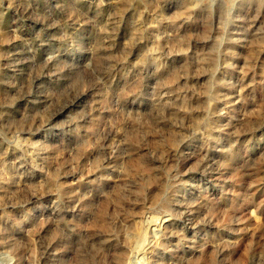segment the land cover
Returning a JSON list of instances; mask_svg holds the SVG:
<instances>
[{"label": "rangeland", "instance_id": "374dc122", "mask_svg": "<svg viewBox=\"0 0 264 264\" xmlns=\"http://www.w3.org/2000/svg\"><path fill=\"white\" fill-rule=\"evenodd\" d=\"M160 1L139 8L148 34L125 49L136 19L112 31L119 0H0V264H264V168L252 164L264 156V12L254 0H202L172 47L182 0ZM209 52L222 86L205 102L206 121L154 122L150 102L164 94L154 60L166 74ZM138 81V97L123 102ZM182 81L164 100L188 101L185 111L211 81ZM255 117L261 124L242 133ZM136 120L153 126L144 133ZM133 129L140 143L130 151ZM139 154L157 181L141 196L145 172L129 169Z\"/></svg>", "mask_w": 264, "mask_h": 264}, {"label": "bare ground", "instance_id": "6f19581e", "mask_svg": "<svg viewBox=\"0 0 264 264\" xmlns=\"http://www.w3.org/2000/svg\"><path fill=\"white\" fill-rule=\"evenodd\" d=\"M118 1V0H117ZM163 2H167L169 0H161ZM160 1V2H161ZM228 2L231 0H227ZM233 1V0H232ZM257 6V9L259 11H263L264 12V0H254ZM78 2V1H77ZM202 0H182V7L180 8V11L175 13L174 16H172V20L170 22V26L174 29L175 33H173V36L169 38L170 40V44L172 45V47H177L178 45L182 46L184 41L186 40V38H188V36H186V33H182V29H180V27H182L183 24H194V21L192 20V15L196 14L198 12H200L201 10V3ZM117 3V2H116ZM149 2L148 0H119V2L115 5L113 13L115 16V19L117 17V21L115 20V22H113L112 25V31L114 32L117 26V30L119 29V22L120 19L123 18L125 15H133L135 17V24H133L132 26L129 27L130 30V34H131V38L128 39L130 40L129 42L126 43L125 49L127 47V49H131L132 47H134L135 44L138 43V39H142L146 36V34H148L145 30L141 29V20H143V12H141L139 10V8L142 6L143 9L144 8H148L149 6ZM79 5V4H78ZM156 5V4H155ZM114 6V5H113ZM111 7V6H110ZM161 8V7H160ZM72 9V8H71ZM99 9V8H98ZM177 9V8H176ZM101 10V8H100ZM102 11V10H101ZM156 11L158 12L159 9ZM145 12V11H144ZM160 12V11H159ZM171 12V11H170ZM145 14V13H144ZM160 15V13H159ZM173 15V14H172ZM158 19V18H157ZM167 20V19H166ZM169 20V21H170ZM117 22V25H116ZM263 22V21H262ZM143 23V22H142ZM165 24V23H164ZM163 24V25H164ZM169 24V22H168ZM263 24V23H262ZM191 26V25H190ZM105 27V26H104ZM170 28V27H169ZM107 29V27H106ZM160 29V28H159ZM101 30V29H99ZM211 28H210V24L207 21L205 23V25L203 26V33L202 35L205 36L210 32ZM225 31V30H224ZM96 32V31H95ZM119 32V31H118ZM187 32V31H186ZM105 30L102 29L99 33V35H103L105 34ZM257 33V32H256ZM169 34V33H168ZM171 35V34H170ZM254 36V35H253ZM258 36V35H257ZM108 37V36H107ZM208 37V36H206ZM158 41H156V45H160L162 42L161 38L156 37ZM245 38V37H244ZM146 39V38H145ZM144 39V40H145ZM257 38L256 35L253 37V40L251 38V43L247 52V63H248V59L251 57V55L253 54V51L255 50V48L257 47ZM98 40V39H97ZM102 41V40H101ZM106 41V40H105ZM155 41V40H154ZM104 42V41H103ZM102 42V43H103ZM107 42V41H106ZM109 42V41H108ZM260 42V41H259ZM98 46L100 44V41L97 42ZM167 43V42H166ZM233 45L236 44V42L232 43ZM259 44V43H258ZM171 45H170V49H171ZM97 46V45H96ZM167 46V45H166ZM105 48V47H104ZM103 49V45L101 46V50ZM156 49V48H155ZM159 49V48H157ZM100 50V51H101ZM256 51V50H255ZM103 52V51H102ZM169 52V51H168ZM255 53V52H254ZM99 54V53H98ZM96 55L95 57V63L94 66L96 68H101L102 65V58L100 55ZM103 54V53H102ZM105 55V54H104ZM243 55V54H242ZM245 57V58H246ZM156 59V58H154ZM140 60V59H139ZM245 60V59H244ZM147 61L145 59V57H143L141 59V63ZM198 62L196 67H192L190 62H184L181 66V68L179 70H172L171 72L170 69L168 71V73L164 74L165 71V67H163L162 65H160L158 62V60H154V64L157 67V72L156 75H161L160 80L161 81V92L163 91L164 94H161L162 96H158L157 98H155L154 100H152L150 103L153 107V111L156 115V123H160L163 126H167L168 128L172 129L174 126V122L178 121L180 119V121L182 120L183 116H185V118L187 117L188 120H190V122H192L193 124H195V126H199L201 124H203L206 121V118H201L200 114L202 112V110L205 108V102H210V100H217L219 97V90L221 89V84H222V80H218L215 79V77H213L214 74V70L216 67V61L215 58L213 56V54L211 52L208 53L207 56H204L203 58H198L196 60ZM194 62V61H193ZM172 63V62H171ZM182 63V62H181ZM91 66V65H90ZM241 68V67H240ZM88 69V68H87ZM91 69V68H90ZM177 69V68H176ZM96 70V69H95ZM214 71V72H213ZM28 72V71H27ZM164 74V76H163ZM157 77V76H156ZM208 78L210 79L211 82H205L203 83V85L200 87V91L199 93L193 97L192 101L190 102L189 106L190 108L188 110H181V106H183L182 108H185L188 105V101L186 100H181L178 102L175 101H167L164 100L166 98H164L166 93H172L174 91H176V89L179 87V84L181 83V81L183 80L184 83L186 85H188V83H190L191 81L193 82L195 79L198 78ZM182 81V82H183ZM4 86V85H3ZM141 81L135 82V83H131L128 85L127 90L125 92H121L120 99L123 102H126L127 99L132 96L133 98H137L139 92L141 91ZM2 85L0 84V96L2 97L1 101H5V93L2 92V90L4 91V89ZM190 88V87H189ZM2 93V94H1ZM169 100V99H168ZM144 101V100H143ZM6 102V101H5ZM4 102V103H5ZM149 103V104H150ZM62 105V104H61ZM130 105V103H129ZM48 106V105H47ZM56 106V105H55ZM262 109L264 110V106L262 107ZM164 111L168 117L167 121H162L163 116H165L163 113H161V111ZM207 110V111H206ZM206 113H208L210 111V108L206 107ZM161 113V114H160ZM47 114V113H46ZM154 115V114H153ZM162 115V116H161ZM152 117V116H151ZM203 117V115H202ZM257 118H248L247 120H245L242 124H241V131L242 133H247L249 131H251L254 126H258L261 124L260 118L258 120H256ZM146 122V121H145ZM187 122V121H186ZM136 123H138L137 125H141L143 127V132L147 133L151 130V126H149V124L147 123H143L141 124L140 120H136ZM20 124V123H19ZM152 125V124H150ZM153 126V125H152ZM194 128V127H193ZM142 129V128H141ZM133 132L130 134L128 140L129 143L127 144L128 148L130 151H133L134 149L138 148V145L140 143V136L139 133H137L136 131H134V129L132 130ZM177 131V130H176ZM131 132V131H130ZM171 136L169 139V144L172 146H176L177 143V135L171 131ZM141 133V132H140ZM178 133V132H177ZM179 134V133H178ZM129 135V134H128ZM37 143V142H36ZM39 144V143H37ZM36 144V145H37ZM147 161V158L144 155H137L135 157V159H133V161L130 163L129 169L132 171H143L145 172L144 174L146 175V179H144V181L138 186L137 191H135V194L137 196H141L142 193L144 192V190L146 189L147 185L150 184H154L157 183L156 181V172L155 169L149 164ZM153 164V163H152ZM253 167L255 169H263L264 168V156L259 157V159H256L253 161ZM155 167V166H154ZM54 176V175H53ZM139 176V175H138ZM140 177V176H139ZM49 179V178H48ZM138 179V178H137ZM142 180V179H141ZM121 185V184H120ZM119 185V186H120ZM53 186V185H52ZM117 186V185H116ZM101 190V189H100ZM162 193V192H161ZM144 194V193H143ZM123 192L120 188H117L115 190V196H114V200L117 203H120L123 199ZM134 197V196H133ZM160 197V196H158ZM129 199V198H128ZM156 200V199H155ZM162 204V203H161ZM167 204V203H166ZM156 206V205H155ZM160 207V206H159ZM161 207L163 208H167L165 207V205H161ZM163 212V211H162ZM99 217H101L102 219L105 218V210L102 209V211L99 214ZM97 222V221H96ZM104 223V222H103ZM102 225V224H101ZM108 229V228H107ZM104 230V229H102ZM106 231V230H105ZM108 233V232H107ZM144 234V233H143ZM94 236V235H93ZM134 238V236H133ZM137 238V237H136ZM103 239V238H102ZM130 239V238H129ZM100 240V239H99ZM132 240V239H131ZM85 241V240H84ZM127 241V239H126ZM103 242V241H102ZM137 242V241H136ZM110 243V242H109ZM81 244V243H80ZM136 244V243H135ZM139 244V243H138ZM88 245V244H87ZM116 247V246H115ZM124 251V250H123ZM120 252V251H118ZM117 252V253H118ZM117 257H119V255H117ZM122 257V256H121ZM125 257V256H124ZM82 258V257H81ZM211 258V256H210ZM117 260V258H116ZM211 260V259H210ZM124 261V260H123ZM211 262V261H210ZM120 264V263H119ZM210 264V263H209Z\"/></svg>", "mask_w": 264, "mask_h": 264}]
</instances>
